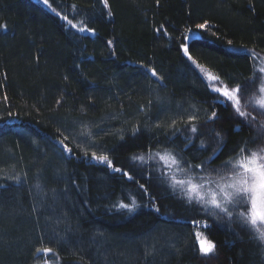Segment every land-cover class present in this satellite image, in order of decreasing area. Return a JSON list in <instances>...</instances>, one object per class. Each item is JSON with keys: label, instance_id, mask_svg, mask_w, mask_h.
I'll use <instances>...</instances> for the list:
<instances>
[{"label": "trees", "instance_id": "trees-1", "mask_svg": "<svg viewBox=\"0 0 264 264\" xmlns=\"http://www.w3.org/2000/svg\"><path fill=\"white\" fill-rule=\"evenodd\" d=\"M85 25L95 32L78 31ZM262 59L264 0H108L106 8L101 0H0V264H264V241L235 215L227 224L194 210L170 190L164 162L131 160L150 150L198 164L219 132L227 147L216 166L257 137L196 65L229 87L248 85L243 108L264 120L254 103ZM191 116L198 133L185 148ZM92 152L135 181L90 160ZM132 202V212L119 207ZM198 229L215 254L199 252Z\"/></svg>", "mask_w": 264, "mask_h": 264}, {"label": "snow or ice", "instance_id": "snow-or-ice-1", "mask_svg": "<svg viewBox=\"0 0 264 264\" xmlns=\"http://www.w3.org/2000/svg\"><path fill=\"white\" fill-rule=\"evenodd\" d=\"M43 2L46 5L49 4V0H43ZM101 3L105 8L108 7V0H101ZM107 14L109 16L112 15L111 12ZM63 19L71 25V27H77L75 24H72V21L69 20L67 16H64ZM3 27H6V25ZM197 27L199 29H205L207 27V22L197 25ZM78 31L94 33L95 29L85 25L79 28ZM107 43L111 45L112 41L109 40ZM181 48L183 53L188 55L189 60H191L188 45L181 44ZM252 55L255 54L252 53ZM193 63L195 62L193 61ZM196 67L204 73L206 83L210 82L209 86L211 92L217 94L219 98H222L226 105H230L234 113L238 117L243 118L242 123L256 128L257 137H253L251 140H242L238 142L237 146L231 150L228 159L216 166H213L215 160L219 159V157L224 154V149L227 147L224 137L219 132H214L216 146L212 149V154L200 160L198 164H192L191 160L185 156L183 152H168L166 155L157 152L153 156L150 150L147 159L145 155H135L131 157V160L140 165V167L148 165L153 159L161 163L165 160H169L170 164H164L166 171L162 173V177L169 182L168 186L173 193L180 195L184 202L193 206L194 210L203 212L208 216L223 214L231 219L235 215V219L240 221L242 226L252 231L260 241H264V146L258 147L256 150L248 146L249 144L255 143L257 138H264V120H258L257 116L253 115L251 112L242 110L243 105L241 97L244 95V90H246L248 85H244L243 89L240 84H236L234 87H229L228 85L216 87L215 85L221 82V77L214 75L207 69H203L200 65H196ZM148 71L152 76H157L159 80H163V77H159L154 68ZM258 72L261 74V77H264V67L259 68ZM254 81L255 76L252 82ZM258 91L261 95L254 103L261 110L260 115L264 116V79H261ZM216 117L217 113L213 111L211 116L208 117V120L212 121ZM195 120V116L189 118V127L187 131H189L191 135L185 137V148H188V146L192 144L193 135L198 133V128L191 124V122ZM174 124L175 121L173 122V125ZM139 131V127L133 128L131 129V135L135 137ZM175 131H179V129ZM174 135L175 132L173 133V136ZM200 135H204V133H200ZM171 138L172 137L169 139ZM60 143L63 151L69 154L72 153V149L68 148L63 141H60ZM198 150L207 151L203 140L200 141ZM87 155L88 153H85V156ZM196 158L199 159V157ZM90 160L99 162L100 165L110 169L114 173L121 174L129 181H135L134 176L121 168L114 167L113 161L107 154L97 155L96 152H92ZM170 168L177 170L180 175L187 176L188 179H175L172 172L168 171ZM133 171H135L137 175H144V172L141 171L140 168L134 167ZM214 177H218V179ZM37 187H39V185H37ZM139 188L143 194L147 195V189H145L144 185H139ZM119 207L132 212L138 205L135 202L131 204L121 203ZM189 223L194 227H203L205 232L211 227V225L207 223L203 225H199L195 221H189ZM195 236L198 243V250L203 256L207 257L210 254H215L216 244L214 241L209 240L202 232H196ZM38 251L50 253L53 250L51 248H44L38 249Z\"/></svg>", "mask_w": 264, "mask_h": 264}, {"label": "rangeland", "instance_id": "rangeland-1", "mask_svg": "<svg viewBox=\"0 0 264 264\" xmlns=\"http://www.w3.org/2000/svg\"><path fill=\"white\" fill-rule=\"evenodd\" d=\"M34 1H36V2H39V3H41V4H44V2H43V0H34ZM46 7H48V6H46ZM49 8V7H48ZM262 63H263V66H264V59H262ZM204 74V73H203ZM209 84H210V82H209ZM224 84L222 83V82H220L219 84H216L215 86L216 87H220V86H223ZM242 110H246V109H244V108H242ZM247 111V110H246ZM165 155V154H164ZM164 163H166V164H170V161L169 160H165L164 161ZM174 171H177V170H175V169H173ZM175 176H177L178 177V180L179 179H184V180H187L188 179V177L187 176H183V175H180V174H178V173H173ZM209 198H210V196H209ZM220 216L221 217H224V219L226 220V215H223V214H220ZM227 222V224H229V221L228 220H226ZM196 232H202L201 230H197ZM203 233V232H202ZM204 234V233H203ZM205 235V234H204ZM206 236V235H205ZM210 240V239H209ZM43 254H52L51 252L50 253H43ZM49 256V255H48ZM45 264V263H44ZM47 264H49V260H47Z\"/></svg>", "mask_w": 264, "mask_h": 264}]
</instances>
